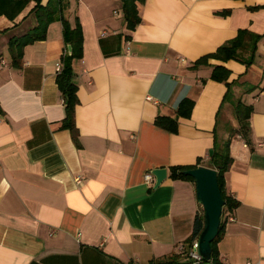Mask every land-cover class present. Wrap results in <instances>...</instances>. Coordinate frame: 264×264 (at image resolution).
<instances>
[{
	"label": "crops",
	"instance_id": "crops-1",
	"mask_svg": "<svg viewBox=\"0 0 264 264\" xmlns=\"http://www.w3.org/2000/svg\"><path fill=\"white\" fill-rule=\"evenodd\" d=\"M68 4L64 16L83 30V56L72 64L77 141L63 126L57 83V63L70 54L63 21L15 62L9 41L37 24V1L15 18L0 15V264H185L178 246L204 208L194 178L172 168L208 166L213 147L240 126L239 102L252 107L248 140L231 137L225 176L239 205L216 246L224 264H264V35L251 63L196 64L240 30L264 34V0L138 1L134 29L123 0ZM218 64L226 80L212 78ZM160 116L177 120L176 131L159 126ZM159 167L167 176L147 183Z\"/></svg>",
	"mask_w": 264,
	"mask_h": 264
},
{
	"label": "trees",
	"instance_id": "trees-1",
	"mask_svg": "<svg viewBox=\"0 0 264 264\" xmlns=\"http://www.w3.org/2000/svg\"><path fill=\"white\" fill-rule=\"evenodd\" d=\"M32 0H0V15H7L11 18H15L24 7ZM37 5L33 8V12L37 18V24L29 29L26 33L11 37L9 46L13 55V60L18 62L20 60L23 48L28 43H32L36 40H41L46 37V31L48 24L56 19L63 21V32L67 44L72 47V52L68 54L66 51L63 57V68L60 72H57V83L62 91L66 108L67 116L64 120L63 126L68 128L75 141L78 140V129L75 122V106L77 102V84L73 80V61L83 56V30L79 22L78 17L75 18V24L73 25L63 13V8L68 4V0H48L46 5L41 4V0H36ZM143 2L144 0H123V8L125 12V18L128 23V27L134 29L140 22L139 10L137 2ZM223 13H227L224 11ZM264 34L253 32L249 29L240 30L239 36L233 41L226 42L219 46L215 52L206 54L200 57L196 64L207 63L210 57L218 58L226 61L231 58L240 59L244 63H251L254 53L257 49V44ZM243 51H247L249 57L246 58L243 55ZM229 70L223 64L215 65L212 78L216 80H226ZM188 104V100L181 101L179 106V112L186 114L185 108ZM190 108V107H189ZM252 107L239 102L237 104V116L240 120V126L238 128H230V138L220 146L213 147L210 155L211 162L208 165L217 170L218 181L221 188L222 196L225 201L223 206V212L221 217V225L218 235L212 241V254L207 264H224L219 256L217 249V242L219 241L222 230L226 222L228 221V215L235 213V209L239 205V201L228 194L225 185V176L230 169L233 160L230 154V140L231 137L239 134L246 140H248V120ZM157 124L170 131H176L177 120L169 116H160L156 120ZM200 162L193 165H175L172 168L173 177H182L193 179L192 176L185 174L184 171L199 166ZM204 216H196L194 221L193 236H197L203 229ZM168 263V262H166Z\"/></svg>",
	"mask_w": 264,
	"mask_h": 264
},
{
	"label": "water",
	"instance_id": "water-1",
	"mask_svg": "<svg viewBox=\"0 0 264 264\" xmlns=\"http://www.w3.org/2000/svg\"><path fill=\"white\" fill-rule=\"evenodd\" d=\"M69 52H72L71 45ZM151 173L156 178V185H159L167 176V168H155ZM184 173L194 178L197 199L204 208V225L198 237V250L203 259L208 262L212 254V241L219 232L225 204L218 181V173L216 169L206 165L185 170Z\"/></svg>",
	"mask_w": 264,
	"mask_h": 264
},
{
	"label": "built area",
	"instance_id": "built-area-1",
	"mask_svg": "<svg viewBox=\"0 0 264 264\" xmlns=\"http://www.w3.org/2000/svg\"><path fill=\"white\" fill-rule=\"evenodd\" d=\"M181 61H184V58L180 57ZM6 64L5 60H1L0 61V67L4 66ZM63 68V63L62 62H58L56 69L57 72H60ZM248 144V143H247ZM258 146L260 147H264V141L263 142H259ZM145 180L147 183H152L154 180V175L149 172L145 175ZM75 182L77 185L81 186L84 183V176L83 175H78L75 177ZM228 221H233L235 220V216L233 214H229L228 215ZM198 237L197 236H193L191 238V240L189 241L188 244L185 243H180L178 246L179 249V253L185 258L186 262L185 264H207L208 262L205 261L202 257V255L199 253L198 250ZM148 264H156L154 261L153 262H149ZM163 264H174V263H163Z\"/></svg>",
	"mask_w": 264,
	"mask_h": 264
}]
</instances>
